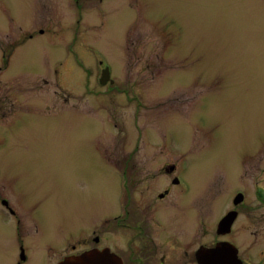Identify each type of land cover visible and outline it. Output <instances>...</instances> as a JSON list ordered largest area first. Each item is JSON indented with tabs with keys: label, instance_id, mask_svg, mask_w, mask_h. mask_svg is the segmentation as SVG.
<instances>
[{
	"label": "rangeland",
	"instance_id": "374dc122",
	"mask_svg": "<svg viewBox=\"0 0 264 264\" xmlns=\"http://www.w3.org/2000/svg\"><path fill=\"white\" fill-rule=\"evenodd\" d=\"M171 1L149 6L140 23L113 20L108 28L102 24L104 29L95 23L93 5L76 8L73 0H0L4 7L0 29L12 31L17 24L23 27L21 36L31 32L35 37L19 49L22 74L48 63H63L71 69L69 76L77 79L76 73L82 81V85L61 82V89L53 77L50 84L39 83L37 93L50 100V111L62 108L61 112L45 121L34 118L36 111L20 112L16 127L8 131V148L21 151L30 137L42 152L44 168L34 169L39 176L34 199L50 206L49 217L62 200L66 228L82 223L84 231L89 229L95 224V210L113 201L115 188L111 184L108 190L105 182L115 180L117 174L99 153L114 143L122 148L134 142L135 127L144 121L159 136V125H164L169 140L179 144H203L205 135L220 144L228 133L238 131L264 134V0L232 6ZM146 20L172 38L164 37L162 43ZM124 25V36L128 33L120 39ZM40 28L46 31L42 34ZM95 31L100 36L95 37ZM11 35L3 39L4 45ZM135 46H141L137 53L132 52ZM104 65L122 80L116 83L123 92H114L113 107L111 94L104 91L107 86L98 83ZM129 87L130 93L125 92ZM57 93L68 97V103ZM134 94L143 95L146 113L137 112L138 103L130 99ZM123 153H116L115 159L123 160ZM61 223L64 220L56 222Z\"/></svg>",
	"mask_w": 264,
	"mask_h": 264
},
{
	"label": "flooded vegetation",
	"instance_id": "af4514ba",
	"mask_svg": "<svg viewBox=\"0 0 264 264\" xmlns=\"http://www.w3.org/2000/svg\"><path fill=\"white\" fill-rule=\"evenodd\" d=\"M73 1L76 8L93 5L95 23L108 28L113 20L126 24L142 22L148 15L147 8L159 0ZM196 1L232 6L253 0ZM3 8L0 3V10ZM80 21L76 19L77 23ZM146 24H151L163 43L167 37L164 31L152 21L146 20ZM125 25L120 39L128 33L124 36ZM22 28L13 24L12 31L0 29V264H61L90 250L95 251V264H264L261 132H230L220 144L210 142L209 135H205L203 144H179L169 140L164 125H159L162 126L159 136L143 120L142 125L135 127L134 142L124 143L122 148L114 143V147L102 148V154L99 153L117 176L105 182L108 190L113 184L115 197L112 202L109 200L107 208L95 210V224L86 232L82 223H71L66 228V207L62 200L57 208H52L49 217L50 206L45 208L40 200L34 199L39 178L34 169L44 168L43 154L30 137L23 142L21 151L16 146L8 148V131L16 127L20 112L36 111L34 118L44 121L54 112H61L62 108L50 111V100L37 93L39 83L50 84L53 77L61 89V82L67 84L70 80L82 85V81L76 73L77 79L69 76L67 70L71 69H66L63 63L57 66L48 63L22 74L19 49L35 38L31 32L21 36ZM45 31L39 29L42 34ZM10 33L11 39L4 45L3 39ZM96 36H100L97 31ZM140 47L128 49L137 53ZM117 78L104 65L98 83L107 86L104 91L111 94L108 97L111 106L114 92H123L116 85L122 80ZM123 82L128 84L126 76ZM130 91L131 87L125 89ZM33 95L39 97L31 98ZM57 95L68 103V97ZM130 97L138 103L139 115L146 113L142 111L146 107L143 95ZM112 123L117 126L115 119ZM129 137L128 133V140ZM122 151L124 159H115L116 153ZM139 153L141 156L136 157ZM57 220H64V224H56Z\"/></svg>",
	"mask_w": 264,
	"mask_h": 264
},
{
	"label": "water",
	"instance_id": "95a60500",
	"mask_svg": "<svg viewBox=\"0 0 264 264\" xmlns=\"http://www.w3.org/2000/svg\"><path fill=\"white\" fill-rule=\"evenodd\" d=\"M61 264H95V251H86L75 257H69Z\"/></svg>",
	"mask_w": 264,
	"mask_h": 264
}]
</instances>
